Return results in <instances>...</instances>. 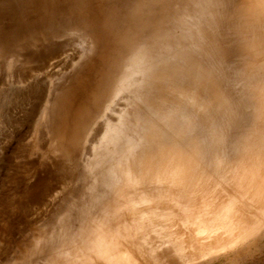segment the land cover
<instances>
[{"label":"bare ground","instance_id":"obj_1","mask_svg":"<svg viewBox=\"0 0 264 264\" xmlns=\"http://www.w3.org/2000/svg\"><path fill=\"white\" fill-rule=\"evenodd\" d=\"M133 2L97 0L108 42L125 31ZM239 7L264 16V0ZM161 62L92 76L118 85L100 123L95 86L84 112L77 98L72 181L39 227L40 263L213 264L264 241V73L250 62L219 74Z\"/></svg>","mask_w":264,"mask_h":264},{"label":"rangeland","instance_id":"obj_2","mask_svg":"<svg viewBox=\"0 0 264 264\" xmlns=\"http://www.w3.org/2000/svg\"><path fill=\"white\" fill-rule=\"evenodd\" d=\"M240 1L132 0L123 10L125 31L108 42L97 0H0V264H42L39 227L72 181L77 98L84 112L95 86L100 123L106 95L118 88L113 78L94 83L95 75L117 76L131 66L146 71L161 61L168 70L192 62L217 74L250 62L256 64L249 71L264 73L257 65L264 63V16L244 15ZM213 264H264V241Z\"/></svg>","mask_w":264,"mask_h":264}]
</instances>
